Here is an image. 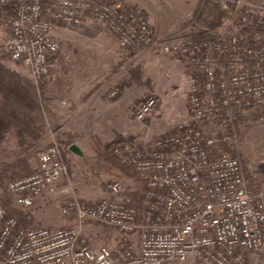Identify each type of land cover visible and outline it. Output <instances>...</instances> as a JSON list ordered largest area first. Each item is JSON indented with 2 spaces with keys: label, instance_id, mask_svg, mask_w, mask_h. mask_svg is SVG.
Here are the masks:
<instances>
[{
  "label": "built area",
  "instance_id": "1",
  "mask_svg": "<svg viewBox=\"0 0 264 264\" xmlns=\"http://www.w3.org/2000/svg\"><path fill=\"white\" fill-rule=\"evenodd\" d=\"M9 1L5 49L36 86L59 49L55 31L84 23L101 27L121 48L180 60L189 77L187 117L174 131L111 148L140 179L138 200L126 194L122 179L110 178L105 197L67 199L61 212L77 225L55 228L25 227L0 204V264H247L249 255L264 251V162L243 163L236 128L238 111L264 106V0H222L215 27L195 38L162 40L124 0H0ZM116 95L117 89L108 91ZM157 103L148 94L134 118L143 120ZM63 179L69 181L68 168L55 142L37 153L35 170L11 178L6 191L31 207ZM83 221L112 227L119 237L90 247L80 240Z\"/></svg>",
  "mask_w": 264,
  "mask_h": 264
},
{
  "label": "rangeland",
  "instance_id": "2",
  "mask_svg": "<svg viewBox=\"0 0 264 264\" xmlns=\"http://www.w3.org/2000/svg\"><path fill=\"white\" fill-rule=\"evenodd\" d=\"M124 1L146 17L160 40L173 35L184 37L204 33L215 27L223 16L222 0ZM7 26L0 25V42L5 38ZM55 36L59 49L50 60V73L41 81L40 88L35 85L26 66L5 57L6 51L0 58V71L6 80L8 74L20 73V81L26 83V88H12L27 101L22 104L0 98V104L47 133V140H41L39 146L46 142L58 145V139L72 134V144L81 151L80 154L70 151L67 155L69 181L61 180L54 191L36 198L31 207H24L8 195L6 186L11 178L33 172L36 163L30 150L35 147L28 148V144L34 142L20 146L13 130L0 141V194H6V202L23 214L26 224L49 228L77 225L75 220L68 221L67 215L61 212L62 204L72 196L85 201L107 196L105 185L110 178L122 179L126 194L133 200L140 198L143 190L140 179L121 174L106 159L104 151L120 141L153 139L174 131L176 124L187 117L189 77L180 60L152 49L133 51L121 48L98 25L84 23L78 27H60ZM6 80H3L5 84L13 86ZM110 89H117V97H108ZM46 90L54 94L65 93L64 99L48 101L50 92ZM148 94L157 97V107L138 121L131 110H135ZM28 104L33 106L28 107ZM118 104H125L130 109V124L122 125L119 109L115 114L112 111V107ZM246 113L249 132L242 141L240 157L244 164L255 166L264 162V106ZM62 158L65 162L63 152ZM68 182L73 184L72 188L67 186ZM82 230V237L94 240L95 246L114 242L119 237L116 229L100 223L83 221ZM100 237L105 239L97 240ZM174 264L200 263L188 259ZM247 264H264V251L249 255Z\"/></svg>",
  "mask_w": 264,
  "mask_h": 264
},
{
  "label": "trees",
  "instance_id": "3",
  "mask_svg": "<svg viewBox=\"0 0 264 264\" xmlns=\"http://www.w3.org/2000/svg\"><path fill=\"white\" fill-rule=\"evenodd\" d=\"M250 1H257V0H250ZM10 2L11 1H9L6 4L0 2V25H2V26L8 25L9 18L13 13L12 7H11V5H9ZM128 8L135 12V8H132V7H128ZM247 31H248V33H250L251 29L249 28ZM263 33H264V28H263ZM199 35H201V33H198L196 35L184 36V37L195 38V37H199ZM41 81H39V83L37 85V87H39V88H40L39 84L41 83ZM19 94L20 93H17V91H15V89H13L11 86L5 84L3 82V80L0 78V95L4 100H8V101L16 100L19 103L27 104L25 97L23 95H19ZM27 106L32 107L33 105L28 104ZM246 111H247V109L238 111L237 117H236V128L239 131V133L241 134V140L242 141L247 138V135L249 132V123H248V116H247ZM0 116L4 121V127H3V132H2L1 138H3L4 134L7 131L13 130L16 134L18 144L20 146L23 147V146L27 145L29 143V141H33L34 144L33 143L28 144L29 145L28 148L33 147V146L35 147L34 150H30V151L33 153L35 163L37 164V153H38V151L45 149L49 144H52V143L46 142V144L39 146L41 133L35 127H33L27 120L17 116L15 113L3 108L2 106H0ZM72 139H73L72 134H66L63 138L58 139V145L60 146L59 148L63 152V157H64L66 165L68 162L67 155L71 153L69 150V146L73 143ZM111 151H112V149H110V148L106 149L104 151L105 152L104 154L106 155V159L112 163V165L115 167V169L127 177L138 178L137 174L133 170V167L128 165V164L120 163L115 156L111 155ZM34 170H35V168H33V171ZM106 184H107V182H106ZM105 188L107 189L106 185H105ZM249 188L252 192H255L257 190V185H255L253 182H250ZM81 200H83V199H81ZM87 202H90V201H87ZM0 204L4 207L7 214L15 216L16 219L23 226L30 227L28 224H26L24 222L23 214L21 213L22 214L21 215L20 212H17V210L14 207H12L11 205H9L6 202V194H5V196L0 194ZM88 222L97 223V222H93V221H88ZM47 227H49V226H47ZM100 238H97V240L101 241V240L105 239V237H103V238L100 237ZM81 239L84 240L85 238L81 236L80 240ZM84 241L90 247L95 246L94 240L88 241L85 239Z\"/></svg>",
  "mask_w": 264,
  "mask_h": 264
},
{
  "label": "crops",
  "instance_id": "4",
  "mask_svg": "<svg viewBox=\"0 0 264 264\" xmlns=\"http://www.w3.org/2000/svg\"><path fill=\"white\" fill-rule=\"evenodd\" d=\"M0 44H1V50H0V53L2 54V55H0V58L1 57H3L4 56V52L6 51L5 50V38L3 37V39H1V42H0ZM5 57H8L7 56V53H6V55H5ZM52 59V58H51ZM52 64V63H51ZM0 78L2 79V80H6V78H4L5 76L3 75V71H0ZM28 73H29V71H28ZM29 76H30V74H29ZM20 79H22L21 78V75H20V73L19 72H12L11 74H8V76H7V82H11L12 83V85L13 86H11V87H14L16 90L17 89H20V88H22V87H24V88H26L25 87V85H26V83L24 82V84L22 83V81H20ZM43 84V83H42ZM43 86H44V84H43ZM13 88V89H14ZM47 88H48V86H47ZM44 89H46L45 88V86H44ZM46 92L48 93V92H50V93H48L49 94V100L48 101H58V100H62V99H64L63 98V95H65V93H60V94H58V93H56V94H54V93H52L51 91H49V90H46ZM45 92V93H46ZM95 94H97V92L95 93ZM98 95V94H97ZM47 97V98H48ZM0 98L2 99V101H5L2 97H1V95H0ZM8 101V100H7ZM0 106H2L1 104H0ZM3 107V106H2ZM4 108V107H3ZM119 109V115H120V117H121V119H122V125H126L127 123L128 124H130V120H129V113H130V109H127V107H126V105L124 104H118V105H114V107H112V111H114V114H115V112L117 111ZM132 113H133V108H132ZM14 113V112H13ZM32 125V124H31ZM33 126V125H32ZM3 127H4V121H3V119L2 118H0V138H1V135H2V132H3ZM33 127H35V126H33ZM37 129V128H36ZM38 130V129H37ZM40 133H41V136H40V141L42 140V142L43 141H45V140H47V133L46 132H41L42 130H38ZM9 132H12V130H9V131H7L5 134H4V136H7V134L9 133ZM14 134H15V132H14ZM4 136H3V138H4ZM2 140V138L0 139V141ZM36 167V165L33 167V168H35ZM73 218L71 217V216H67V220L68 221H70V220H72ZM118 239V238H117ZM116 239V240H117Z\"/></svg>",
  "mask_w": 264,
  "mask_h": 264
},
{
  "label": "water",
  "instance_id": "5",
  "mask_svg": "<svg viewBox=\"0 0 264 264\" xmlns=\"http://www.w3.org/2000/svg\"><path fill=\"white\" fill-rule=\"evenodd\" d=\"M69 150H70L72 153H74V154H80V153H81L80 149H79L75 144H71V145L69 146Z\"/></svg>",
  "mask_w": 264,
  "mask_h": 264
}]
</instances>
